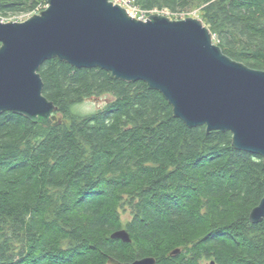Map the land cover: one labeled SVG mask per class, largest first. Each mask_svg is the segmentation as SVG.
<instances>
[{
    "label": "trees",
    "instance_id": "1",
    "mask_svg": "<svg viewBox=\"0 0 264 264\" xmlns=\"http://www.w3.org/2000/svg\"><path fill=\"white\" fill-rule=\"evenodd\" d=\"M47 2L0 0V16ZM135 5L198 10L225 55L264 71V0ZM39 74L58 108L55 125L0 114V264H264V221L250 219L264 198L260 156L237 150L231 133L189 128L144 82L57 58ZM102 96L111 100L99 110H79ZM121 230L131 243L112 239Z\"/></svg>",
    "mask_w": 264,
    "mask_h": 264
},
{
    "label": "water",
    "instance_id": "2",
    "mask_svg": "<svg viewBox=\"0 0 264 264\" xmlns=\"http://www.w3.org/2000/svg\"><path fill=\"white\" fill-rule=\"evenodd\" d=\"M47 5L25 22H0V114L55 125L58 108L44 96L39 70L57 58L78 69L107 71L116 80L144 82L189 128L231 133L237 150L264 161V71L225 55L202 21L159 15L141 21L110 0H48ZM250 219L254 225L264 221V198ZM111 237L132 242L125 230ZM126 264L157 261L147 257Z\"/></svg>",
    "mask_w": 264,
    "mask_h": 264
},
{
    "label": "rangeland",
    "instance_id": "3",
    "mask_svg": "<svg viewBox=\"0 0 264 264\" xmlns=\"http://www.w3.org/2000/svg\"><path fill=\"white\" fill-rule=\"evenodd\" d=\"M47 6L41 7V10L38 13V15L42 11H44L47 8ZM133 8H135V7L133 6ZM33 12H35V11H33ZM130 13L131 14L128 13L129 16L136 17L135 19H137V20H141L143 18V15H141V14H139L138 16H135L137 14V12H136V14L133 12H130ZM35 15L36 14L32 15L31 17H26L25 15L22 14V15H15V16L13 15V16L5 17V18L0 16V22H3V23H17V22L21 23V21L24 20V22H25V21L31 19L32 17H34ZM152 15H159L161 17L168 18L171 21H184L187 19H194V20L201 21V19L199 18V11L195 10V9L194 10H187V11H184L182 13L175 14L176 16L170 14V12L167 10L161 11L160 13L155 12L154 14L148 15L147 16L148 18L146 19V21ZM213 41H214V44L217 45L216 37H213ZM109 100H111V98L109 96H102L100 98L90 99V100L85 101L78 108L82 113H85V114L93 113V112L99 110L100 108H102ZM129 218L130 217L128 215H124V220H128Z\"/></svg>",
    "mask_w": 264,
    "mask_h": 264
},
{
    "label": "built area",
    "instance_id": "4",
    "mask_svg": "<svg viewBox=\"0 0 264 264\" xmlns=\"http://www.w3.org/2000/svg\"><path fill=\"white\" fill-rule=\"evenodd\" d=\"M112 3H114L115 5H120L121 7L125 8L126 11L131 14L130 12H133L136 14L135 16H138L139 14L143 15V18L141 19L142 21H146V19L148 18L147 16L150 15V14H154L155 12L157 13H160L161 11H158V10H154V11H151L150 13H147V12H143L141 11L136 5H135V2L136 0H110ZM133 6L135 8H133ZM41 10V7L38 8L35 12H30L28 13L27 15H25L26 17H31L32 15L36 14L38 15V13L40 12ZM133 18H136V17H133ZM21 22H24L21 21Z\"/></svg>",
    "mask_w": 264,
    "mask_h": 264
},
{
    "label": "flooded vegetation",
    "instance_id": "5",
    "mask_svg": "<svg viewBox=\"0 0 264 264\" xmlns=\"http://www.w3.org/2000/svg\"><path fill=\"white\" fill-rule=\"evenodd\" d=\"M136 250H137V249H132L131 251H136ZM112 259H114V260H116V261H118V262H120V263H123V264H126V263H133V262L125 261V260L118 259V258H115V257H108V258L106 259L105 264H110V260H112Z\"/></svg>",
    "mask_w": 264,
    "mask_h": 264
},
{
    "label": "bare ground",
    "instance_id": "6",
    "mask_svg": "<svg viewBox=\"0 0 264 264\" xmlns=\"http://www.w3.org/2000/svg\"><path fill=\"white\" fill-rule=\"evenodd\" d=\"M144 12V11H143ZM23 15H27V14H23Z\"/></svg>",
    "mask_w": 264,
    "mask_h": 264
}]
</instances>
